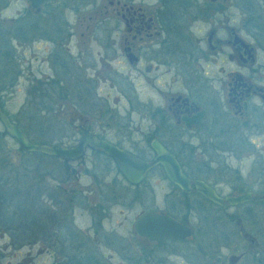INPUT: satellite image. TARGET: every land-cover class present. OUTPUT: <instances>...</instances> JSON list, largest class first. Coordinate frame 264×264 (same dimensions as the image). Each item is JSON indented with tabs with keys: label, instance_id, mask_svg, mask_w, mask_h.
Instances as JSON below:
<instances>
[{
	"label": "flooded vegetation",
	"instance_id": "obj_1",
	"mask_svg": "<svg viewBox=\"0 0 264 264\" xmlns=\"http://www.w3.org/2000/svg\"><path fill=\"white\" fill-rule=\"evenodd\" d=\"M155 1L107 0L99 11L97 29L94 31L92 25H87L75 32L66 19L63 24L54 23L58 22L55 17L75 10L73 0L41 3L0 0V64L21 60L20 54L26 48L41 46L44 32L49 33L48 39L53 44L60 46L58 39L66 32L62 45L67 53L63 57L50 51L53 57L50 64L56 65V71L42 81L40 94H36L41 104L52 100L55 106L40 105V108L59 110L67 102L72 107L92 105L94 93L87 77L89 70L94 76L101 74L105 80L142 78L151 83L148 74L158 69L151 64L163 59L166 91L160 94L164 119L154 124L155 132H142L145 140L141 142L149 141L144 151L140 146L125 147L124 137L119 133L111 135L103 125L95 129L94 124L86 123L83 118L72 121L78 142L84 135L93 134L143 160H151L155 155L151 144L157 140L174 156L189 180L205 183L222 198L243 193H254L256 197L221 207L195 191L194 184L188 193L182 191L168 181L158 164L146 172L142 183L134 185L126 180L113 158L87 149L86 152L99 153L105 158L106 168L98 180L108 188L104 198L110 197L109 206L116 205L123 185L114 179L105 182L108 174L114 171L126 181L124 187L135 189L146 181L149 173L157 170L170 189L159 207L154 189L149 186L154 208L148 211L169 215L188 226L191 235L166 237L139 233L137 219L148 211L133 219L128 235L101 232L95 223L93 235L78 231L70 232L75 235H22L17 248L35 242L40 247L36 257L41 264L48 260V264H264V198H259L264 196V0ZM44 16L53 21L49 27L43 24ZM73 36L84 37L83 45L76 43L70 48ZM161 36L166 38L162 40ZM91 42L100 50L93 64L85 65ZM59 58L64 60L59 62ZM60 78H66V85ZM49 92L54 94V99L48 96ZM77 121L82 123L76 125ZM218 127L226 128V134H215ZM206 128L214 134L203 137ZM199 137L202 141L227 142V151H223L222 143L215 147L222 151L215 152L214 161L219 155L239 160L235 166L227 165L231 173L227 185L209 181L200 173L208 168L204 167L202 156L199 164L192 160L195 151L194 148L190 151L185 139ZM174 194L175 200L170 201ZM138 197L149 202L148 195ZM97 203L103 207L101 201ZM191 217L195 218L196 232ZM38 228L44 229V224Z\"/></svg>",
	"mask_w": 264,
	"mask_h": 264
},
{
	"label": "rangeland",
	"instance_id": "obj_2",
	"mask_svg": "<svg viewBox=\"0 0 264 264\" xmlns=\"http://www.w3.org/2000/svg\"><path fill=\"white\" fill-rule=\"evenodd\" d=\"M106 1L73 0L72 5L75 10L67 15L55 17L58 22L54 23L62 22L63 24L66 19L70 25L74 26L75 32H78L80 28L84 29L87 25H92L95 31L96 25L99 24L97 19L101 13L99 11ZM146 1L156 2L155 0ZM45 23L49 27L53 21L49 16H44L43 24ZM62 35L58 39L60 46H57L48 39L49 33L44 32L41 46L26 48L24 53L20 54L21 60L16 58L15 62L10 64H0V88H2L0 103L4 112L32 142L60 144L63 147L74 146L79 136L72 121L75 118H83L86 123L94 124L95 129L103 125L111 135L119 133V136L124 137L122 144L125 147L140 146L144 151L143 148L149 146V141L141 142L145 140L142 138V132H155L152 130L154 124L164 119L165 113L161 112L164 111V105L160 93L166 91V62L159 59V62L151 64L152 67L158 66L157 70H152V73L148 74L151 83L142 78L130 81L117 78L105 80L102 79L101 74L94 76L89 70L87 77H90L94 93H92V105L76 104L72 107L71 102H67L68 104L59 110L56 107L48 114L40 109V105L48 107V104H53L49 101L41 104L36 94L39 93L42 81L45 82L44 79L56 71V65L50 64L53 61L50 51H55L63 57L67 53L62 45L66 41L67 33ZM164 38L166 37L161 36L160 39ZM84 40V37L73 36L69 47L71 48L72 45L74 47L76 43L83 45ZM98 50L100 48L91 42L88 50L90 54L88 58L86 56L84 58L85 65L88 62L89 65L93 64L92 61L97 59ZM63 60L64 58H59V62ZM102 76L105 75L102 74ZM64 79L66 78H60L62 84L66 85ZM137 84L139 86H136ZM80 123L82 122H75L76 125ZM3 129L0 122V134H2L0 136V189H4L0 191L3 198L0 199V264H41L36 257L40 247L34 245L35 242L17 248L22 241L20 240L22 235H50L51 233L75 235V233L70 234L73 231L93 235L94 223L101 232L128 235L131 232L133 219L140 212L154 208L150 202L149 186L154 189L159 207L162 206L165 192L170 189V185L162 179L157 170L149 173L146 181L135 189L124 187L126 181L120 175H115L113 171L105 177V182L109 183L114 179V182L122 184L123 186L119 188L122 196L117 198L115 206H109L108 198L110 197L107 196V200L104 198L108 188H105L102 180H98L103 176L106 168L104 156L87 151L83 158L63 164L62 160L55 157L22 152L16 140L7 135ZM209 129L202 131L203 137L212 136L211 134L214 133L219 136L226 134V128L218 127L214 133ZM160 137L166 142L164 134ZM185 141L190 151L194 148L192 160H196L199 164L198 159L202 156L204 167L208 166L200 173L209 181L217 180L227 185L231 179L227 165L235 166L239 160L219 155L214 161L215 152L222 151L221 149L217 151L215 147L222 143L223 151H227V142L225 140L202 141L200 137L185 139ZM224 160L227 164H224ZM87 185H89L88 188ZM139 194L148 195L150 203L142 198L139 199ZM134 196L136 198L133 199ZM175 196L176 194L170 201L175 200ZM135 199L136 202H134ZM95 201L96 204H94ZM98 201H101L103 207H98L100 204L97 203ZM34 219L42 222L45 228H38V225L43 226L42 223H35L36 226H33L30 222L33 223ZM190 219L196 232L195 218ZM31 228H35V231ZM48 263L49 260L46 264Z\"/></svg>",
	"mask_w": 264,
	"mask_h": 264
},
{
	"label": "water",
	"instance_id": "obj_3",
	"mask_svg": "<svg viewBox=\"0 0 264 264\" xmlns=\"http://www.w3.org/2000/svg\"><path fill=\"white\" fill-rule=\"evenodd\" d=\"M39 3L44 0H36ZM201 119V118H200ZM0 122L3 125L4 132L13 140H16L21 150L28 153H40L46 156L61 158L67 161H75L83 158L86 150L98 151L106 154L114 159L123 176L131 184H139L143 181L146 172L154 166L160 165L168 181L186 193L195 185V191L201 193L208 200L220 205L228 207L236 205L247 200L254 199V193H243L238 197L222 198L215 194L212 188L200 181L189 180L180 171L179 163L174 156L169 153L166 148L157 140L151 144L155 155L151 160H143L136 155H132L117 146L100 139L93 134H86L79 142L71 147H60L57 144H49L46 142H32L28 136L19 127L9 119V116L3 111L0 105ZM259 198L263 199L264 196ZM136 230L143 235H166V237H182L191 235V229L170 217L169 215H159L155 212L143 213L136 222Z\"/></svg>",
	"mask_w": 264,
	"mask_h": 264
},
{
	"label": "trees",
	"instance_id": "obj_4",
	"mask_svg": "<svg viewBox=\"0 0 264 264\" xmlns=\"http://www.w3.org/2000/svg\"><path fill=\"white\" fill-rule=\"evenodd\" d=\"M0 90H2V88H0ZM48 96H51V98L54 99V94L52 95V94L49 92V93H48ZM49 103H52V104H53L54 102H52V100H49ZM47 104H48V103H47ZM0 105H1V103H0ZM49 105H51V104H48V106H49ZM1 107H2V105H1ZM2 109H3V108H2ZM40 109H41L42 111H46V112H48V114H49V113L51 112L50 110H52V109H54V108H52V109H46V110L43 109V108H40ZM11 120H12V119H11ZM12 121H13V120H12ZM4 134H5V133H3V135H4ZM0 136H2V134H0ZM58 145H60V144H58ZM19 150H21V149H19ZM21 151L24 152L23 150H21ZM58 160L61 161L62 159H58ZM68 162H70V161L62 160V163H63V164H65V163L67 164ZM1 190L4 191L3 188H1L0 191H1ZM0 199H3V198L1 197V195H0ZM2 201H4V200H1V202H2ZM4 202H5V201H4ZM21 217H22V216H21ZM26 217H27V216H26ZM26 217H25V219H26ZM38 219L40 220V218H38ZM30 223H31L33 226H36L35 223L38 224L39 222H38V221H35V219H34L33 223H32V222H30ZM31 229H32V228H31ZM32 230L35 231V228H33ZM32 233H33V232H32Z\"/></svg>",
	"mask_w": 264,
	"mask_h": 264
}]
</instances>
